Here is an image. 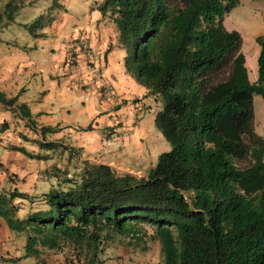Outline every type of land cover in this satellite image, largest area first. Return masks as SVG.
<instances>
[{
  "label": "trees",
  "instance_id": "obj_1",
  "mask_svg": "<svg viewBox=\"0 0 264 264\" xmlns=\"http://www.w3.org/2000/svg\"><path fill=\"white\" fill-rule=\"evenodd\" d=\"M234 2L96 4L115 26L124 70L145 89L150 103L142 107H153V126L170 148L139 178L82 160L77 178L65 180V188L55 180L42 194L44 207L23 219L14 217L12 204L21 194L1 190L0 216L9 229L26 231L25 254L45 248L65 251L80 264H101L107 242L145 249L147 236L159 250L158 264H264V140L254 132L252 107L254 94L264 100V34L254 37L256 79L249 82L242 38L221 24ZM18 7L16 0L4 3L0 26ZM0 103L14 105L34 125L15 96L0 93ZM55 130L39 128L41 135ZM38 146L57 144L41 140Z\"/></svg>",
  "mask_w": 264,
  "mask_h": 264
},
{
  "label": "crops",
  "instance_id": "obj_2",
  "mask_svg": "<svg viewBox=\"0 0 264 264\" xmlns=\"http://www.w3.org/2000/svg\"><path fill=\"white\" fill-rule=\"evenodd\" d=\"M64 1L63 13L34 32H17L12 45L0 38L12 47L8 55L0 57V93L5 98L15 96L34 122L30 126L14 105L0 103V125L5 123L0 129V191L21 194L12 199L17 219L42 209V194L56 186L55 149L60 152L68 145L67 150L78 153L73 156L79 162L121 171L126 160L121 141H144L147 133L155 132L151 126L155 110L151 106L143 109L149 98L143 97L145 89L125 72L124 51L116 46V32L107 34L100 25L101 19H107L95 7L102 0ZM74 2L72 11H67ZM69 54L72 65L66 62ZM40 126L56 130L41 135ZM41 140L57 147L40 148ZM108 140L121 143L115 146ZM14 147L42 158H29ZM62 150L64 158L66 151ZM137 156L141 163L145 161L141 154ZM26 235L25 230L9 229L0 216V264H80L65 251L41 248L36 255L25 254ZM105 257L101 264H116Z\"/></svg>",
  "mask_w": 264,
  "mask_h": 264
},
{
  "label": "rangeland",
  "instance_id": "obj_3",
  "mask_svg": "<svg viewBox=\"0 0 264 264\" xmlns=\"http://www.w3.org/2000/svg\"><path fill=\"white\" fill-rule=\"evenodd\" d=\"M7 0H0V11L3 10V5ZM73 1V0H68ZM87 1H101V0H87ZM19 7L14 13L13 22L6 26H0V38L13 41L17 32H34L41 25H44L50 18L58 13H63L67 3L64 0H16ZM75 2L68 6L67 11L71 10ZM35 20H39L40 24L34 25L31 30L28 29V25ZM43 22V24H41ZM47 24V23H46ZM222 26L226 30L237 31L241 38V52L245 56L244 66L246 68V76L249 82H253L256 79V53H258L259 46L255 42L254 37L260 34H264V0H236L229 10L223 15L221 20ZM100 25L104 27L107 34L115 33V26L107 19L100 21ZM12 51L11 46H7L5 42L0 41V57L8 55ZM72 65V64H69ZM137 100V99H134ZM133 100L134 103L135 101ZM253 107V128L254 132L261 136L264 140V100L258 95L254 94L252 98ZM153 127V123L151 124ZM154 128V127H153ZM155 132L147 133V138L144 141H136L133 143L127 140H122L123 148L125 149L126 160L122 163V170L116 171L117 174H132L136 177L146 175L148 169L153 167L158 154L164 151H168L170 148L169 143L164 139L161 133L154 129ZM113 145L120 144L118 140H108ZM68 145L63 146L62 149L66 151L64 158H62V149L60 152L57 149L54 150L55 163L53 174L56 180H58L62 188L68 186V182L65 180L72 178L76 179L79 172L80 162L73 155L78 154L74 149L67 150ZM138 154H141V160L139 161ZM70 156L73 158L70 159ZM132 158L131 160H129ZM128 171H132L130 173ZM143 228L150 232L147 225L143 224ZM146 248L141 249L139 245H127L125 241L113 240L105 244V254L109 256L110 260L114 263L122 264H158L159 250L155 243L147 242ZM122 260L123 262H120Z\"/></svg>",
  "mask_w": 264,
  "mask_h": 264
},
{
  "label": "built area",
  "instance_id": "obj_4",
  "mask_svg": "<svg viewBox=\"0 0 264 264\" xmlns=\"http://www.w3.org/2000/svg\"><path fill=\"white\" fill-rule=\"evenodd\" d=\"M66 62L68 64H73V56L71 54H69L66 58Z\"/></svg>",
  "mask_w": 264,
  "mask_h": 264
}]
</instances>
